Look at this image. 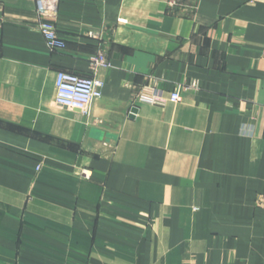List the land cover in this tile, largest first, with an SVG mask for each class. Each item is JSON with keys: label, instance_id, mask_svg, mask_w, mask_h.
<instances>
[{"label": "crops", "instance_id": "crops-1", "mask_svg": "<svg viewBox=\"0 0 264 264\" xmlns=\"http://www.w3.org/2000/svg\"><path fill=\"white\" fill-rule=\"evenodd\" d=\"M53 20L64 50L36 0H0V264H264V0H60ZM58 71L104 81L88 114L56 103Z\"/></svg>", "mask_w": 264, "mask_h": 264}, {"label": "built area", "instance_id": "built-area-1", "mask_svg": "<svg viewBox=\"0 0 264 264\" xmlns=\"http://www.w3.org/2000/svg\"><path fill=\"white\" fill-rule=\"evenodd\" d=\"M60 0H36L39 16L38 29L44 35L47 46L50 50H64L67 47L66 40L59 34L54 23L59 9ZM179 0H170L175 5ZM90 36L94 33L90 32ZM92 69L96 72L102 67H109L110 61L104 52H99L91 57ZM104 81L97 77L80 76L68 71H58L56 76L55 101L58 105L80 110L88 114L92 103L103 96ZM143 90L137 95L139 102L151 104H164L166 99ZM169 99L178 101L181 99L180 89L171 92Z\"/></svg>", "mask_w": 264, "mask_h": 264}, {"label": "water", "instance_id": "water-1", "mask_svg": "<svg viewBox=\"0 0 264 264\" xmlns=\"http://www.w3.org/2000/svg\"><path fill=\"white\" fill-rule=\"evenodd\" d=\"M137 110H138V108H137V107H134V108L132 109V114L136 113Z\"/></svg>", "mask_w": 264, "mask_h": 264}]
</instances>
